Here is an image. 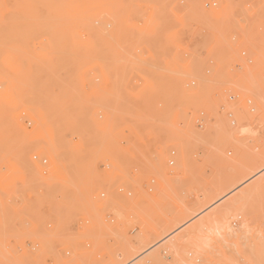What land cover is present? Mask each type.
<instances>
[{
  "label": "rangeland",
  "instance_id": "obj_1",
  "mask_svg": "<svg viewBox=\"0 0 264 264\" xmlns=\"http://www.w3.org/2000/svg\"><path fill=\"white\" fill-rule=\"evenodd\" d=\"M262 166L264 0H0V264H264Z\"/></svg>",
  "mask_w": 264,
  "mask_h": 264
},
{
  "label": "bare ground",
  "instance_id": "obj_2",
  "mask_svg": "<svg viewBox=\"0 0 264 264\" xmlns=\"http://www.w3.org/2000/svg\"><path fill=\"white\" fill-rule=\"evenodd\" d=\"M13 37V36H12ZM50 57V56H49ZM60 62V61H59ZM71 66V65H70ZM242 167H244V166H242ZM245 168V167H244ZM264 168V166H262V168L260 167L258 170L257 169H255V170H251L252 171V173H254V174H252V176H255V175H257V174H259L260 172H262V170H264L263 169ZM256 172V173H255ZM264 173V172H263ZM262 173V174H263ZM249 175H251V172H250V174ZM251 176V177H252ZM250 177V178H251ZM248 179L249 178V176H246L245 178L243 177V179ZM242 180V179H241ZM256 184V186L257 187H264V177H262V178H260L259 180H257V182L255 183ZM227 207V206H226ZM227 208H229V207H227ZM226 208V209H227ZM230 208H232V207H230ZM224 213V212H223ZM223 213L221 214V215H223ZM224 216H225V214H224ZM215 217V216H214ZM217 217H219V216H217ZM209 218H205V219H202V221H200L199 222V224L198 225H194V227H192L191 229H190V231H189V234L190 235H195V233L197 232V231H199L201 228H206V230H210V228H211V226L212 225H215V223L218 221V223H216V224H220V225H222L223 227H226L227 228V230H228V232H230V227L229 226H227V223H226V218H224V220H221V218L219 219V220H216V222L214 221V224L213 223H209V220H208ZM223 219V218H222ZM220 221V222H219ZM221 221H223V223L221 222ZM218 225H216L219 229H220V225L218 226ZM226 225V226H225ZM210 226V228H208ZM216 226H212L213 227V229L212 230H216L217 229V227ZM214 227H215V229H214ZM171 249V248H170ZM195 249H197V250H199V253L200 252H202L201 250H203L204 249V247H203V245H196V248ZM152 258H154V259H159V258H161V256H160V254L159 253H157V254H154L153 255V257ZM162 261V260H161ZM124 261H122L121 263H123ZM125 263V262H124ZM127 263H128V261H127ZM126 264V263H125Z\"/></svg>",
  "mask_w": 264,
  "mask_h": 264
}]
</instances>
